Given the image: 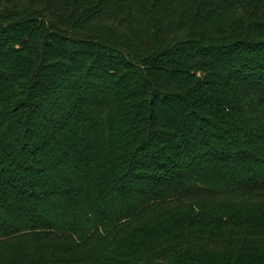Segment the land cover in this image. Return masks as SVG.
Segmentation results:
<instances>
[{
    "label": "trees",
    "instance_id": "trees-1",
    "mask_svg": "<svg viewBox=\"0 0 264 264\" xmlns=\"http://www.w3.org/2000/svg\"><path fill=\"white\" fill-rule=\"evenodd\" d=\"M0 264H264V0H0Z\"/></svg>",
    "mask_w": 264,
    "mask_h": 264
}]
</instances>
